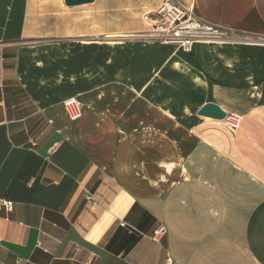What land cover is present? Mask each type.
I'll return each mask as SVG.
<instances>
[{
    "label": "crops",
    "instance_id": "obj_1",
    "mask_svg": "<svg viewBox=\"0 0 264 264\" xmlns=\"http://www.w3.org/2000/svg\"><path fill=\"white\" fill-rule=\"evenodd\" d=\"M162 1L0 0V264H264V0H174L229 33L188 53Z\"/></svg>",
    "mask_w": 264,
    "mask_h": 264
},
{
    "label": "built area",
    "instance_id": "obj_2",
    "mask_svg": "<svg viewBox=\"0 0 264 264\" xmlns=\"http://www.w3.org/2000/svg\"><path fill=\"white\" fill-rule=\"evenodd\" d=\"M148 19L153 21L148 38L161 44L172 45L186 53L190 52L196 43H224L229 37L228 31L195 17L191 10L181 8L174 0H163L155 15L149 16ZM63 107L71 121L81 117L80 103L75 98L64 100ZM220 122L230 131H236L242 122V116L225 113ZM56 151L54 147L48 149L47 156L53 155ZM86 199L91 202L92 196L87 194ZM12 210L13 202L0 198V213H10ZM120 226L135 231L126 223L122 222ZM165 235L166 228L160 224L153 231L150 239L158 244Z\"/></svg>",
    "mask_w": 264,
    "mask_h": 264
},
{
    "label": "water",
    "instance_id": "obj_3",
    "mask_svg": "<svg viewBox=\"0 0 264 264\" xmlns=\"http://www.w3.org/2000/svg\"><path fill=\"white\" fill-rule=\"evenodd\" d=\"M95 0H64V4L68 7L81 6L93 3ZM198 115L212 120L220 121L224 118L225 112L217 105L206 104L199 111Z\"/></svg>",
    "mask_w": 264,
    "mask_h": 264
},
{
    "label": "rangeland",
    "instance_id": "obj_4",
    "mask_svg": "<svg viewBox=\"0 0 264 264\" xmlns=\"http://www.w3.org/2000/svg\"><path fill=\"white\" fill-rule=\"evenodd\" d=\"M119 2H120V4H122L123 0H119ZM120 7H121V6H120ZM148 17H149V15H146V16H145V20H146V21L148 20ZM150 31H151V30H150ZM150 31H149L147 34H150V33H151Z\"/></svg>",
    "mask_w": 264,
    "mask_h": 264
}]
</instances>
